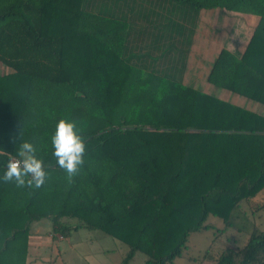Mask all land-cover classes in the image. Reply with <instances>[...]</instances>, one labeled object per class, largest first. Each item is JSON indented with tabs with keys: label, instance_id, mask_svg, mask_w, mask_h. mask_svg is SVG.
I'll return each mask as SVG.
<instances>
[{
	"label": "trees",
	"instance_id": "16d2710c",
	"mask_svg": "<svg viewBox=\"0 0 264 264\" xmlns=\"http://www.w3.org/2000/svg\"><path fill=\"white\" fill-rule=\"evenodd\" d=\"M147 1L256 16L243 53L222 48L207 81L264 106V0ZM143 9L144 0H0L9 68L0 73V177L22 141L48 172L39 189L0 179V264H27L30 226L42 218L53 239L85 228L120 240V264L137 252L142 264H172L209 216L229 225L243 201L264 208V113L184 84L182 52L161 61L141 51L138 21L152 25ZM61 118L77 122L86 144L71 183L52 154ZM202 258L264 264V230L242 246L210 243Z\"/></svg>",
	"mask_w": 264,
	"mask_h": 264
},
{
	"label": "crops",
	"instance_id": "0c3cea01",
	"mask_svg": "<svg viewBox=\"0 0 264 264\" xmlns=\"http://www.w3.org/2000/svg\"><path fill=\"white\" fill-rule=\"evenodd\" d=\"M148 2L144 0L143 12L147 14L151 10L149 19L152 25L143 30L141 27L143 21L144 24H146V21L143 18L139 19L137 47H142L141 51L153 52L155 55H158L159 60H161L162 53L169 52L172 54L182 52L184 54L182 57L184 65L180 76L181 80L184 84L198 89H201L199 86H202L204 83H209L207 81V74L219 51L225 48L240 56L257 24L256 16L239 14L220 8L200 9L197 13H194L190 9H182L169 3H158L151 6ZM210 85L211 88L213 87L211 91L208 89L201 90L213 95L219 94L216 92L218 91L217 86L211 83ZM239 97H236V100H240L241 98ZM243 98L246 97L243 96ZM251 101L252 103L254 102L252 109H248L263 114L264 106L253 100ZM235 104L238 105V103ZM30 232L26 257L27 264H29V254L33 259L38 258V254L34 250L44 241L45 243L50 242L54 246H57L55 251L58 256L60 249L57 242L59 240L65 242L69 240V238H63L58 235L53 239L50 230L47 232L46 238L42 239L37 230H31V226ZM31 249L33 251L29 252ZM52 256L49 255L50 261H53Z\"/></svg>",
	"mask_w": 264,
	"mask_h": 264
},
{
	"label": "rangeland",
	"instance_id": "374dc122",
	"mask_svg": "<svg viewBox=\"0 0 264 264\" xmlns=\"http://www.w3.org/2000/svg\"><path fill=\"white\" fill-rule=\"evenodd\" d=\"M7 71H9V68L0 63V73H5ZM199 87L203 90L208 89L210 91L213 88H211L210 83H204ZM217 88L219 92H216L219 94L216 95L219 97L252 109L254 102L252 103L250 99L243 98V96L223 88ZM238 96H240V100H236ZM207 223L210 226L205 230L190 235L188 248L184 251L183 256L177 257L172 264H211L209 261L203 260L202 258L204 251L210 243H213V246L216 247L242 246L246 242L251 231L264 230V208L255 211L243 201L240 206L233 211V217L229 225H226L221 219L214 216H209ZM50 229L51 222L47 218H42L31 224V230H37L42 239L46 238L47 232ZM67 242L60 240L57 242L58 248L60 249L57 256L55 251L57 246H54V244L50 242L45 243L44 241L34 250V252L38 254V258L33 259L29 254L28 263L120 264L121 258L128 249L126 244L114 237L106 235L98 229L80 228L71 233ZM53 246L54 248L51 249ZM32 251L31 249L29 252ZM49 255H53V261L49 260ZM144 259L145 255L142 252H137L129 264H142Z\"/></svg>",
	"mask_w": 264,
	"mask_h": 264
},
{
	"label": "clouds",
	"instance_id": "9594fccd",
	"mask_svg": "<svg viewBox=\"0 0 264 264\" xmlns=\"http://www.w3.org/2000/svg\"><path fill=\"white\" fill-rule=\"evenodd\" d=\"M53 156L59 168L63 169L69 183L80 172L84 164L86 144L77 122L61 118L51 135ZM32 142L22 141L17 150V159H10L5 167L3 182H15L18 187L41 188L47 177L44 162L36 156Z\"/></svg>",
	"mask_w": 264,
	"mask_h": 264
}]
</instances>
